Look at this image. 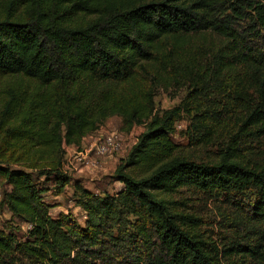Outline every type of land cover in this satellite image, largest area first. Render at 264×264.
<instances>
[{
  "label": "trees",
  "instance_id": "1",
  "mask_svg": "<svg viewBox=\"0 0 264 264\" xmlns=\"http://www.w3.org/2000/svg\"><path fill=\"white\" fill-rule=\"evenodd\" d=\"M2 2L0 204L29 228H0V264H264V0ZM215 72L231 84L212 101ZM174 78L191 83L188 100L159 112L156 90ZM183 115L209 138L234 118L216 158L180 153ZM113 116L144 130L114 171L121 190L95 193L68 174L65 148ZM49 182L55 195L73 185L83 226L52 215ZM184 190L241 195L254 227L221 248Z\"/></svg>",
  "mask_w": 264,
  "mask_h": 264
},
{
  "label": "rangeland",
  "instance_id": "2",
  "mask_svg": "<svg viewBox=\"0 0 264 264\" xmlns=\"http://www.w3.org/2000/svg\"><path fill=\"white\" fill-rule=\"evenodd\" d=\"M3 9V2L0 0V13L3 12ZM206 80L208 82L207 93H210V100L212 101L219 99L223 93L227 92L228 85L231 84L230 77L226 75L222 76L217 72L212 76L208 75ZM5 82L6 79H2V81L0 79V86H3ZM190 86L189 80L184 81L174 78V80L166 83L163 87H158L154 99L156 110L163 112L180 105L184 100H188L185 98L190 93ZM223 120L224 123L219 125L213 136L209 138L200 123L192 119V117L183 115L182 119L177 123L176 132L173 136V140L178 146L180 153L197 162H208L216 158L218 150L225 146L233 132L234 118L226 116ZM121 121V117L113 116L100 129L102 137L116 132L123 136L122 148L113 156H102L91 152L88 158L77 160L79 168L75 169L70 164V161H73L74 154L70 152L68 147L65 148V168L68 162L72 168L70 170L67 167L68 174L73 179L93 184L94 190H108L113 194L118 191L120 185L113 178L116 164L114 161L110 163H106V161L117 155L126 156L131 146L136 143L138 135L144 130L143 126H135L128 132L124 131L121 128ZM94 146L92 147L93 149ZM88 160L91 161L90 164H88ZM43 187L47 202L53 204L55 207L61 206V208L56 207V210L52 211L53 216H56L60 212L70 213L82 226L84 225L86 220L85 213L77 204L76 198H78V194L75 193L73 185H66L63 193L60 195H55L54 182H49ZM4 189V186L0 183V200L2 199ZM182 197L188 205V210L196 213L203 220L204 225L202 228L212 235L221 248L227 246L230 240L240 241L243 233L250 231L254 227L253 221L249 217L250 203L242 198L241 195L184 190L180 194V198ZM0 228L13 229L17 237L21 238L26 235L29 227L22 220L12 217L7 208L2 207L0 204ZM120 238L111 241L109 246L111 247L116 244ZM236 261L237 264H256L245 259H236Z\"/></svg>",
  "mask_w": 264,
  "mask_h": 264
},
{
  "label": "crops",
  "instance_id": "3",
  "mask_svg": "<svg viewBox=\"0 0 264 264\" xmlns=\"http://www.w3.org/2000/svg\"><path fill=\"white\" fill-rule=\"evenodd\" d=\"M102 132H101V130H98L97 132H95V133H93V134H91V135H89V136H87L84 140H83V142H82V145H81V147L78 149V148H76V147H68V149L70 150V152H72L73 154H74V158H73V161H70V164L72 165V167H74L75 169H77V168H79L78 167V165H77V160H78V157L80 156V154L82 153V152H87V150H88V148H92L95 144H96V142L102 137V134H101ZM67 149V150H68ZM125 156H123V155H117L116 157H111V158H109L107 161H106V163H110L111 161H114V163L116 164V166H115V169H116V167H117V165H118V163L120 162V160L121 159H123ZM67 165H66V168L67 167H69V169L70 170H72V168L69 166V163L67 162L66 163ZM65 168V169H66ZM115 169H114V171H115ZM113 174H114V172H113ZM77 181H79V180H77ZM116 181V180H115ZM80 182V181H79ZM118 182V181H117ZM80 184L82 185V186H84L85 188H87L88 190H90V191H93V192H95V193H101V192H104V190H94L93 189V184H90V183H88V182H83V181H81L80 182ZM118 184L120 185L119 187V189H118V191L119 190H121V188H122V184L120 183V182H118ZM106 192H108V193H110L108 190L106 191ZM117 192V191H116ZM111 194H113V193H111ZM56 207H58V208H61V206L59 205V206H56ZM56 207L55 208H53L52 210H51V213H52V211L53 210H56ZM62 211V210H61Z\"/></svg>",
  "mask_w": 264,
  "mask_h": 264
},
{
  "label": "built area",
  "instance_id": "4",
  "mask_svg": "<svg viewBox=\"0 0 264 264\" xmlns=\"http://www.w3.org/2000/svg\"><path fill=\"white\" fill-rule=\"evenodd\" d=\"M122 137V134L117 132L111 135L108 134L105 137H101L94 146V149L90 147L88 148L87 152H82L80 154V156L78 157V161L82 158H88L89 153L91 152H95L97 155L102 156H113L117 151L122 148ZM90 162L91 161L88 160V164H90ZM93 164L95 163L93 162ZM66 170L68 171V168H66Z\"/></svg>",
  "mask_w": 264,
  "mask_h": 264
}]
</instances>
